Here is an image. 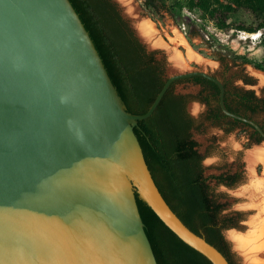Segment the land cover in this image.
<instances>
[{
  "label": "water",
  "instance_id": "1",
  "mask_svg": "<svg viewBox=\"0 0 264 264\" xmlns=\"http://www.w3.org/2000/svg\"><path fill=\"white\" fill-rule=\"evenodd\" d=\"M121 9L149 51L157 30L133 6ZM185 49L165 63L148 111L129 114L67 0H0V264H157L135 191L180 241L229 264L167 205L133 130L174 82L202 77L219 88L221 112L264 142L257 123L227 110L207 61Z\"/></svg>",
  "mask_w": 264,
  "mask_h": 264
},
{
  "label": "trees",
  "instance_id": "2",
  "mask_svg": "<svg viewBox=\"0 0 264 264\" xmlns=\"http://www.w3.org/2000/svg\"><path fill=\"white\" fill-rule=\"evenodd\" d=\"M67 1L88 34L126 113L145 114L165 82L163 61H156L153 54L145 52V47L112 0ZM186 3L188 8L198 9L203 16H212L214 8L224 11L246 8L264 17V0H186ZM143 4L155 13L165 10L158 0H145ZM259 27H264V20ZM181 81L201 87L198 99L208 107L205 116L207 121L217 124L226 121L228 130L238 124L249 127L221 112L219 88L214 83L202 77H192L174 82L154 113L148 119L138 121L133 130L147 168L167 205L188 229L215 247L229 264H233L222 235L223 229L233 227V220L219 218L223 206L211 198L207 180L203 178L202 158L191 137V130L198 128L197 121L186 112V104L193 97L173 92V86ZM221 82L228 111L246 118V114H264V100L257 99L252 91L231 89L226 81ZM228 99L232 100L235 109L229 107ZM259 126L264 131V127ZM252 140L256 144L263 141L256 131L253 132ZM214 179L220 184H232L237 177H233L232 181L224 175ZM134 198L143 231L157 264H211L180 241L139 198L136 191Z\"/></svg>",
  "mask_w": 264,
  "mask_h": 264
},
{
  "label": "rangeland",
  "instance_id": "3",
  "mask_svg": "<svg viewBox=\"0 0 264 264\" xmlns=\"http://www.w3.org/2000/svg\"><path fill=\"white\" fill-rule=\"evenodd\" d=\"M144 1L112 0L130 29L132 19L122 11L123 6H133L141 19L155 27L159 39L149 51L155 53L156 59L163 60L165 65L176 53L185 57L187 46L207 61V73L226 81L231 89L252 91L257 99L264 100V39H241L242 36L264 30V27H259L264 17L246 8H236L233 11L214 8L212 16H203L198 9L188 8L186 0H158L165 10L155 13L145 8ZM183 28L190 33L189 39L184 35ZM142 43L145 47L146 42ZM168 51L170 55H167ZM189 66L194 70L203 69L192 62ZM164 72L166 73L165 68ZM173 92L193 97L186 104V112L197 121L198 128L191 130V137L202 158V175L207 180L211 198L223 206L219 218L233 220V227L223 229L222 235L233 264H243L240 254L233 249L228 234L246 235L249 220L257 216L255 203L239 191L250 187L253 180H261L264 187L262 164L256 163L249 168L245 160L247 152L256 147L264 149V142L256 145L252 140L253 130L249 127L238 124L228 130L226 121L221 124L207 121L205 116L208 107L198 99L201 92L198 86L189 82L177 83L173 86ZM249 118L264 127V114L250 115ZM225 174H237V183L226 187L215 181L214 177Z\"/></svg>",
  "mask_w": 264,
  "mask_h": 264
},
{
  "label": "bare ground",
  "instance_id": "4",
  "mask_svg": "<svg viewBox=\"0 0 264 264\" xmlns=\"http://www.w3.org/2000/svg\"><path fill=\"white\" fill-rule=\"evenodd\" d=\"M125 4V3H124ZM146 24V23H144ZM141 23V30L149 29ZM148 24V23H147ZM256 33L242 36L241 39H256ZM158 42H156L157 44ZM155 44V43H154ZM176 61V58H172ZM261 79V78H260ZM249 168L256 163H261L264 170V149H253L247 152L245 157ZM240 194L248 196L250 201L254 204V209L257 210V216L252 217L248 222V232L241 236L234 233L228 234L233 244L236 253L240 254L245 264H264V187L260 181H254L250 187L239 191ZM258 204V206H255Z\"/></svg>",
  "mask_w": 264,
  "mask_h": 264
},
{
  "label": "flooded vegetation",
  "instance_id": "5",
  "mask_svg": "<svg viewBox=\"0 0 264 264\" xmlns=\"http://www.w3.org/2000/svg\"><path fill=\"white\" fill-rule=\"evenodd\" d=\"M183 31H184V28H183ZM184 33V35L186 36V38L187 39H189V35H190V33L189 32H186V31H184L183 32ZM145 52L147 53V54H149V53H151V54H153V58L156 60V61H158V59H156V57H155V53L154 52H149V51H147V49L145 48ZM163 61V60H162ZM163 63H164V61H163ZM165 66V65H164ZM221 81V80H220ZM186 81H181V82H179V83H185ZM190 83V82H189ZM195 86H197V85H195ZM200 89H201V87L200 86H198ZM235 91V90H234ZM228 105H229V107L230 108H232V109H235V106H234V104L232 103V100H230V99H228ZM247 116H248V118H249V114H246ZM231 119V118H230ZM234 120V119H233ZM256 123V122H255ZM244 124V123H243ZM247 125V124H246ZM249 126V125H248ZM249 128H251L252 130H253V132L255 131V129L253 128V127H251V126H249ZM225 177H230L231 179V181H232V178L233 177H237V179H236V181L234 182L233 181V183L232 184H224L226 187H232L233 185H235L236 183H237V181H238V175L237 174H233V175H230V174H225L224 175Z\"/></svg>",
  "mask_w": 264,
  "mask_h": 264
},
{
  "label": "built area",
  "instance_id": "6",
  "mask_svg": "<svg viewBox=\"0 0 264 264\" xmlns=\"http://www.w3.org/2000/svg\"><path fill=\"white\" fill-rule=\"evenodd\" d=\"M256 35H257L256 40L261 41L262 39H264V30H258V31L256 32Z\"/></svg>",
  "mask_w": 264,
  "mask_h": 264
}]
</instances>
